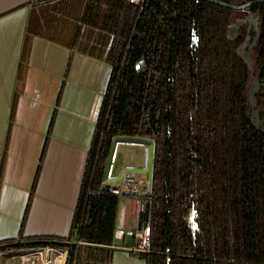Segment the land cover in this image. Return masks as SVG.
Here are the masks:
<instances>
[{"label":"trees","instance_id":"trees-1","mask_svg":"<svg viewBox=\"0 0 264 264\" xmlns=\"http://www.w3.org/2000/svg\"><path fill=\"white\" fill-rule=\"evenodd\" d=\"M248 11L260 28L253 69L263 73L264 3ZM236 13L205 0H58L30 8L22 62L28 41L39 37L111 68L69 241L114 245L119 197L102 191L108 160L115 138H142L153 142L154 158L150 191L137 196L139 230L150 237L138 257L264 264V135L250 115L251 68L237 52L244 34L233 39L230 30ZM62 248L68 264H100L106 252Z\"/></svg>","mask_w":264,"mask_h":264},{"label":"crops","instance_id":"crops-1","mask_svg":"<svg viewBox=\"0 0 264 264\" xmlns=\"http://www.w3.org/2000/svg\"><path fill=\"white\" fill-rule=\"evenodd\" d=\"M32 2L0 0L3 244L34 239L69 241L96 116L111 73L105 62L39 37L28 41L22 62L29 10L35 7ZM149 143L142 138H115L105 182L133 169L134 159ZM121 152L125 159H121ZM131 152L137 153L133 161L127 159ZM140 211V202L119 200L113 246L133 252L104 250L100 264L108 260L111 264H146L134 247L138 243L133 233L140 231Z\"/></svg>","mask_w":264,"mask_h":264},{"label":"built area","instance_id":"built-area-1","mask_svg":"<svg viewBox=\"0 0 264 264\" xmlns=\"http://www.w3.org/2000/svg\"><path fill=\"white\" fill-rule=\"evenodd\" d=\"M102 191L117 197H137L148 194L150 183L146 184L140 176L132 170L122 172L118 180L105 182ZM138 243L136 250H149V234L147 229L133 233ZM19 256L20 264H54L56 259H60L58 264H66L68 252L65 248L58 246H42L35 248H25Z\"/></svg>","mask_w":264,"mask_h":264},{"label":"flooded vegetation","instance_id":"flooded-vegetation-1","mask_svg":"<svg viewBox=\"0 0 264 264\" xmlns=\"http://www.w3.org/2000/svg\"><path fill=\"white\" fill-rule=\"evenodd\" d=\"M236 12L238 13L235 14L230 30L232 32L233 39H240L242 33L244 34V38H242V42H240L241 44L239 45V48L243 46V49L240 52L237 50V52L251 68V76L247 84V90L252 89L254 91V95L249 98L250 115L252 116L254 114L257 123L264 127V72L257 73L253 69L254 59L260 52L259 21L254 17L258 24L252 25L248 21H244L245 11ZM249 28H251V30Z\"/></svg>","mask_w":264,"mask_h":264},{"label":"water","instance_id":"water-1","mask_svg":"<svg viewBox=\"0 0 264 264\" xmlns=\"http://www.w3.org/2000/svg\"><path fill=\"white\" fill-rule=\"evenodd\" d=\"M55 1H58V0H44L41 2H37V0H33L32 6L45 5V4L53 3ZM205 1L220 5L224 8H227V9H232L235 11H245L244 21H248L252 25L253 24L257 25L258 22L254 18L253 14L250 11H248V9L252 6H256V5L264 3V0H254L252 2H247L245 4L235 6L232 4H228V3H224V2H220V1H216V0H205ZM249 29L251 30V28H249ZM242 49H243V46H241L238 49V52H240ZM252 95H254V91L252 89H248V98H250ZM251 120H252V123H253L255 129L264 135V127L261 124L257 123L256 117L254 116V114L251 116ZM260 122H262V121H260ZM29 244L30 245H43V246L51 245V246H58V247H69L71 245V246H76V247L93 248V249L106 250V251H111V252H113V251H123V252H128V253L133 252L132 249L116 247V246H101V245L86 244V243L66 241V240H57L56 241V240H51V239L19 240L16 242L13 241V242H8V243H4V244L2 243V244H0V251L4 250V249H9V248L15 249L19 246H29ZM135 252H139V251H135Z\"/></svg>","mask_w":264,"mask_h":264},{"label":"rangeland","instance_id":"rangeland-1","mask_svg":"<svg viewBox=\"0 0 264 264\" xmlns=\"http://www.w3.org/2000/svg\"><path fill=\"white\" fill-rule=\"evenodd\" d=\"M235 17V16H234ZM148 140V139H145ZM149 143L148 146H144L142 148V153L140 156L137 157V159H134V155L135 153L131 152L132 155L127 158L130 161H133L134 159V163L136 164L135 167H133V169H129L134 171L138 176H140V178L146 183H150L152 180V168H153V158H154V145L153 142L151 140H148ZM140 151V150H139ZM121 159H125V155L123 156V152H121ZM137 154V153H136ZM120 155V153H119ZM123 156V157H122ZM128 161V160H127ZM129 161V162H130ZM119 179V176H116L114 179L109 180L110 182L116 181ZM129 198H131L133 200L134 204H137L138 199L137 198H132V197H119V200H129ZM191 226L193 227V229H195V224H194V215H192L191 218ZM23 249H9L6 251H0V264H20V259L19 256L22 255V251ZM69 261V255L67 256V261L66 264H68Z\"/></svg>","mask_w":264,"mask_h":264},{"label":"bare ground","instance_id":"bare-ground-1","mask_svg":"<svg viewBox=\"0 0 264 264\" xmlns=\"http://www.w3.org/2000/svg\"><path fill=\"white\" fill-rule=\"evenodd\" d=\"M59 260H60L59 258L56 259V260L54 261V264H58Z\"/></svg>","mask_w":264,"mask_h":264}]
</instances>
